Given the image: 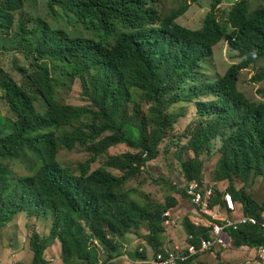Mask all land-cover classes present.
I'll list each match as a JSON object with an SVG mask.
<instances>
[{
    "label": "trees",
    "instance_id": "trees-1",
    "mask_svg": "<svg viewBox=\"0 0 264 264\" xmlns=\"http://www.w3.org/2000/svg\"><path fill=\"white\" fill-rule=\"evenodd\" d=\"M211 1V12L198 30L179 23L192 4L163 16L155 0L49 1L54 14L60 8L71 24L86 31L110 36L116 24H121L124 31L114 46L107 47L49 24L37 28L18 25V15L29 0H0V32L14 33L9 49L2 48L0 40V55L20 51L30 62V67H21L15 61L23 77L19 84L6 73L0 56V231L20 217L34 218V226L49 214L53 220L49 233L32 232L29 247L33 255L26 264H50L45 252L57 242L62 244L63 264H112L120 253L118 240L143 227L148 230L143 239L152 257L163 251V215L175 199L160 203L145 196L142 203L133 189L125 187L157 158L168 130L163 116L180 104L194 103L199 119L186 132L187 147L177 144L186 184L182 190L171 189L188 200L190 182L204 185L200 157L203 152L211 153L213 141L221 139L215 181L228 180L230 185L221 191L214 183L212 208H224L223 196L228 192L245 215L260 217L264 212V201L258 204L233 181L236 176L247 184L253 173L264 182V103L250 101L237 87L238 74L264 58V7L252 11L249 0H237L221 20L219 7L231 1ZM223 41L241 62L225 76L187 89L186 83L213 58L214 48ZM82 66L86 74L94 71L90 78L80 76ZM62 67L67 68V77L81 79L89 106L59 100L54 70ZM262 81L264 72L251 80ZM135 92L151 106V120L135 103ZM259 94L264 96V90ZM118 146L131 150L108 155L103 165L91 171L92 164ZM75 148L87 150L90 158L70 170L60 163L58 154ZM184 150L194 157L184 160ZM19 168L26 172L20 174ZM153 182L172 185L164 178H153ZM185 230L187 236L196 234L187 242L198 243L200 236H210V229L196 228L189 220ZM227 233L234 248L256 251L264 245V230L258 226L246 225ZM99 247L107 253L104 260ZM131 257L147 261L148 252L140 248ZM198 257L181 264H192Z\"/></svg>",
    "mask_w": 264,
    "mask_h": 264
},
{
    "label": "rangeland",
    "instance_id": "rangeland-1",
    "mask_svg": "<svg viewBox=\"0 0 264 264\" xmlns=\"http://www.w3.org/2000/svg\"><path fill=\"white\" fill-rule=\"evenodd\" d=\"M49 1L50 0H29L27 8L18 15V25L28 23L29 27L37 28L38 26L43 27L45 24H49L54 29H65L72 35V37L79 36L86 39H93L97 42H102L107 47L114 46L119 35L124 31L121 24H116L114 32L110 36H106L104 33H100L98 31H86L76 24H71L60 8H57V14H54L50 10ZM155 1L157 2L163 16H170L174 12L179 11L182 7L192 4L190 10L179 20V23L182 26L192 30H198L202 27V23L211 12L212 7L211 0H201L198 3H193V0ZM249 1L252 11H256L257 9H260V7H264V0ZM231 6L232 5L230 3H225L222 8L224 11L221 13H227V11L231 9ZM221 13H219V18L223 20L225 17L221 15ZM71 18L73 17L71 16ZM13 39L14 33L8 31L0 32V40L3 42L2 48L9 49L13 45ZM13 50H15V45ZM19 53L21 52L18 51V53H16L12 50L4 51L0 56L2 66L6 73L13 77L19 84H22L23 77L16 70L14 63L17 61L21 67H30V62ZM240 62L241 60L238 59L237 54L233 53L226 42H223L214 48L213 58L205 61L203 65H201L199 71L195 72L186 83V87L187 89H194L196 86H202L206 84L208 80H214L213 78L217 75L223 76L232 65L239 64ZM51 66H53V64ZM82 68L83 71L80 76L83 74L84 77L86 76L87 78H90L94 73V71L91 70L86 74L85 67L82 66ZM66 69L67 68L62 67L59 68V70H54V76L58 82L57 87L59 100L63 104L67 105L78 107L89 106L90 103H88L87 98L84 95L81 79H74L72 76L67 77ZM263 72L264 58L261 59L257 65L252 66L248 70L242 71L238 78L239 90L243 92L251 101L256 103L264 102V96L259 94V91L264 90V81L253 83L251 80L258 73ZM168 99H172V95H170ZM134 100L141 108L142 115L151 120L153 117V111L150 105L144 104V96L135 92ZM40 109L42 111L44 110L42 106H40ZM3 111L4 113L7 112L5 107H3ZM198 119L197 109L194 103L185 105L180 104L170 108L163 116L164 125L167 126L168 130L166 132L165 139L160 144L157 158L149 162L145 166L143 172L128 182L125 187V190L133 189L135 197H137V200L142 203L145 201V196H150L153 200L160 203H166L167 199H175L176 202L174 206L172 209L167 211L170 212L172 219L176 220V226H173L177 227V225H179L183 227L179 229L183 235V241L178 244L181 248L185 247L184 242L187 241L185 224L186 221L189 220L188 216L190 213L187 212V204L185 205L187 199L182 198L181 194L171 189V186L179 190L184 189L186 179L182 169V161L179 159L180 147H177V144H179L181 148L187 147L188 140L185 138L186 132L190 128H195L198 123L196 120ZM148 129L151 130L152 125L149 124ZM212 144L214 146L212 152H203L200 157L204 160V169L202 172L203 179L208 185L216 183V187H218L221 191H225L228 189L230 181H215V171L221 157L220 148L222 147V140L218 139L217 141H213ZM129 150L131 149L126 146L111 148L108 153L100 157L94 164L91 165V171L103 165L108 158V155H117ZM182 157L184 160L188 161L193 158L194 155L191 151L184 150ZM89 158L90 153L83 148H75L70 151L62 150L58 154V160L60 163L70 170H75L79 163H84ZM18 172L23 174L26 171L23 168H19ZM114 173L120 174L118 171H114ZM153 178H164L172 185L169 186V184L164 182L162 184H155L153 182ZM233 181L237 188H243L251 197H253L254 200L257 201L258 204L263 203L264 182L262 180V176L257 177L251 173L248 177L247 184L236 176ZM51 215L52 214L42 217L41 220L37 221L35 226L34 218L27 221L26 217H20L12 224V226H10V228L4 227L0 231V264H11L13 261L17 262V264H24L25 262L28 263L27 261H30L32 258H29V238L34 230H38L42 234L50 232L53 221ZM164 227L166 231L165 236L168 238V227ZM138 233H140V237L143 238L146 234H148V230L146 227H143L138 231ZM118 241L120 243V240ZM121 241L120 253L117 256L118 260L116 262H112V264H134L132 261L134 259L131 257V254H135L140 248L148 251L149 260L150 257H152L153 252L149 250V246L146 242L144 244L142 243V240L132 242L131 239H123ZM163 245L172 248L176 246L167 240L163 242ZM49 250H53V252L55 251V253L48 256L55 259L51 260L50 264H61L63 262V257L61 259L58 258L59 252H56V250L62 251V244L59 242V244ZM99 253L100 259L104 260L107 253H104L101 247H99ZM255 255L256 252L252 249H238L231 246L221 250L220 252L217 251L213 254L206 253L201 255L194 260L192 264H255Z\"/></svg>",
    "mask_w": 264,
    "mask_h": 264
},
{
    "label": "built area",
    "instance_id": "built-area-1",
    "mask_svg": "<svg viewBox=\"0 0 264 264\" xmlns=\"http://www.w3.org/2000/svg\"><path fill=\"white\" fill-rule=\"evenodd\" d=\"M215 184L204 185L196 181L190 182L186 186V194L190 202L195 217L191 224L196 228L210 229V236H200L198 243L187 242L185 247L175 246L174 248L165 246L163 251L154 254L152 259L146 261L147 264H181L189 259L201 256L206 253H214L218 250L231 247L232 243L228 237L229 229L239 230L246 225L258 226L264 230V212L260 217L245 215L242 207L237 204L230 193H225L223 200L224 208L217 206L212 208ZM164 226L170 227L175 225L176 220L172 219L170 212L164 213ZM196 234H189L187 239L193 240ZM256 264H264V245H261L255 251ZM11 264H17L13 261Z\"/></svg>",
    "mask_w": 264,
    "mask_h": 264
},
{
    "label": "crops",
    "instance_id": "crops-1",
    "mask_svg": "<svg viewBox=\"0 0 264 264\" xmlns=\"http://www.w3.org/2000/svg\"><path fill=\"white\" fill-rule=\"evenodd\" d=\"M264 103V102H263ZM187 202L185 203V205L187 204V212L188 213H190V215L188 216L189 217V221L191 220V222H192V219L195 217V215H194V213H193V208H192V206H191V204H190V202L188 201V200H186ZM184 210H185V208H184ZM37 224V223H36ZM175 226H176V224H175ZM182 226H179V225H177V227H174V226H170V227H168V233H167V235H168V238H166V236H165V238L166 239H164V241L165 240H167L168 242H170L171 244H174V245H176V246H179L178 244L181 242V241H183V239H182V237H183V235H182V233H181V231L179 230L180 228H181ZM183 228V227H182ZM136 231V232H135ZM135 231H133L132 233H129V234H127V235H125L124 237H122V238H120L119 240H120V243H122V241L121 240H123V239H125V240H128V239H131V241L132 242H134V241H138V240H142V243L144 244L145 243V241H144V239L143 238H141L140 236V233H138V231L139 230H135ZM186 231V230H185ZM139 234V235H138ZM186 236H187V233H186ZM57 244H59V242H57L55 245H57ZM184 244H185V242H184ZM55 245L53 246V247H50L49 249H51V248H54L55 247ZM121 248V247H120ZM49 249H47L46 250V252H45V257L49 260V261H51V260H55L54 258H50V257H48L50 254H53V253H55V251L53 252V250H49ZM149 250H151L152 251V249L149 247ZM56 252H59L58 253V258H62V251H59V250H56ZM148 252V251H147ZM57 254V253H56ZM32 255H33V253L30 251V253H29V258L30 257H32ZM152 259V257H150V260ZM118 260V258H116L113 262H116ZM59 261V260H58ZM62 261H63V259H62ZM133 261V263L134 264H146V261H141V260H137V259H134V260H132ZM61 264H63V262L61 263Z\"/></svg>",
    "mask_w": 264,
    "mask_h": 264
},
{
    "label": "clouds",
    "instance_id": "clouds-1",
    "mask_svg": "<svg viewBox=\"0 0 264 264\" xmlns=\"http://www.w3.org/2000/svg\"><path fill=\"white\" fill-rule=\"evenodd\" d=\"M230 1H231L230 4H231L232 6H233L234 3L236 2V0H230ZM233 1H235V2H233ZM232 2H233V3H232ZM223 5H224V4H223ZM223 5H221V6L219 7V9H218V10H220L219 13H221V12L224 11V10H222ZM232 6H231V7H232ZM229 11H230V10H229ZM229 11H227V13H228ZM219 13L217 14L218 17H220V14H219ZM227 13H225V14H224V13H221V15L224 16V15H226ZM219 19H220V18H219ZM223 42H225V41H223ZM223 42H221V43H223ZM221 43H220V44H221ZM226 43H227V42H226ZM220 44H219V45H220ZM219 45H217V46H219ZM227 45H228V44H227ZM233 53H236V52H233ZM236 54H237V53H236ZM237 57H238V54H237ZM238 59H239V58H238ZM234 65H237V64H234ZM234 65H232V66H234ZM232 66H231V67H232ZM228 70H229V69H228ZM228 70H227V71H228ZM244 71H245V70H244ZM226 73H227V72H226ZM226 73H225V74H226ZM240 73H241V72H240ZM240 73L238 74V77H237V87H238V78H239ZM225 74H224L223 76H225ZM217 76H219V75H217ZM217 76H216V77H217ZM223 76H221V77H223ZM238 90H239V87H238ZM239 91H240V90H239ZM240 92H241V91H240ZM242 93H243V92H242ZM243 94H244V93H243ZM245 96H246V95H245ZM246 97H247V96H246ZM247 98H248V97H247ZM248 99H249V98H248ZM249 100H250V99H249ZM250 101H251V100H250ZM252 102H253V101H252ZM254 103H256V102H254ZM147 261H149V259H148ZM146 264H147V263H146Z\"/></svg>",
    "mask_w": 264,
    "mask_h": 264
}]
</instances>
